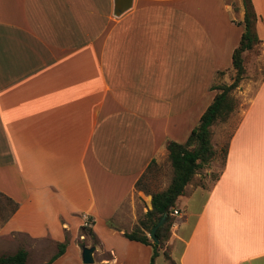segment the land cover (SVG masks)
<instances>
[{"label":"crops","instance_id":"obj_1","mask_svg":"<svg viewBox=\"0 0 264 264\" xmlns=\"http://www.w3.org/2000/svg\"><path fill=\"white\" fill-rule=\"evenodd\" d=\"M251 1L262 78L218 179L176 200L172 264H264V0ZM242 17L226 0H133L117 17L112 0H0V196L18 203L0 237L52 264L88 246L85 215L92 263L149 264L124 232L170 181L151 184L166 141L184 142L229 80Z\"/></svg>","mask_w":264,"mask_h":264},{"label":"trees","instance_id":"obj_2","mask_svg":"<svg viewBox=\"0 0 264 264\" xmlns=\"http://www.w3.org/2000/svg\"><path fill=\"white\" fill-rule=\"evenodd\" d=\"M243 9V17L237 24L242 27V32L237 46L231 54L232 80L229 84H212L211 88L216 89L212 101L200 115L197 124L190 131L184 142L167 140V159L172 167V174L168 185L160 190L151 193V208L137 218V223L131 231L124 232V236L132 241H138L150 245L152 253L149 264H155V258L159 251H163L165 258L170 259L167 252V240L169 238L170 227L175 221L173 209L176 207L178 196L185 193L186 185L192 181L197 169L207 164L216 154L212 144L213 126L219 122H224L235 106V100L231 92L244 78L247 64L252 53L261 54V39L256 32L257 14L253 8L251 0H240ZM235 11L240 7L231 4ZM218 74H223L219 71ZM223 164L227 154V143L222 148ZM219 175L215 177L217 180ZM136 187H140V180L136 181ZM13 211L18 207V203L13 202ZM166 214V219L158 226L155 237L158 242H154L148 233L157 222L158 218ZM88 233H92L88 228ZM166 245V246H165ZM65 244H58V251L49 259L53 261L64 251ZM0 264H29L28 252L23 247H18L11 254H0Z\"/></svg>","mask_w":264,"mask_h":264},{"label":"rangeland","instance_id":"obj_3","mask_svg":"<svg viewBox=\"0 0 264 264\" xmlns=\"http://www.w3.org/2000/svg\"><path fill=\"white\" fill-rule=\"evenodd\" d=\"M228 3L236 4L240 7V10H242L241 7V1L240 0H226ZM263 73V65H262V59L260 54L252 53L250 56V60L247 64V70L244 78L239 82L238 86L232 90L231 94L234 97L235 100V106L228 118L224 122H219L213 126V135H212V144L214 146V149L216 151L215 156L205 165H203L201 168L197 169L193 179L188 184H191L193 187L196 185H199L203 187L204 189H209L211 185L215 181V177L220 174L222 167H223V151L222 148L224 145L228 142V139L236 126L242 111L247 106L249 99L254 94L257 85L259 81L262 78ZM220 75V74H219ZM233 72L229 74V80H218V82H215L216 84L219 83H225L229 84L232 80ZM168 160V159H167ZM169 162V161H168ZM172 174V167L170 163H163L160 166V169L155 172L151 176V184L153 185L156 181H164L167 182L170 180ZM162 184L160 183L158 186H155L157 189ZM13 212V203L11 202L10 198L0 196V227L2 226L3 222L11 213ZM175 217L176 215L173 214ZM172 226V225H171ZM87 230L89 226L82 227L79 226V233L81 235H78L77 238V244L82 245L83 243L88 244V246L95 245L97 243L96 239L93 236L87 235L83 229ZM89 234V233H88ZM149 236V235H148ZM170 236V232H169ZM16 242L12 241L11 238L5 239V237H0V253H10L13 252L16 247L24 240V237L21 235H15ZM110 239V238H109ZM108 238L103 237L102 246L108 247L109 245H115L119 248V243L117 241L109 240ZM169 239V238H168ZM82 242V244L80 243ZM45 244V243H42ZM167 244V242H166ZM105 245V246H104ZM168 245V244H167ZM87 246V245H85ZM166 246V245H165ZM22 247V246H20ZM169 245L167 246V248ZM54 249L56 247L54 246ZM101 251V248H97V252ZM68 254L63 261H55L52 264H83L81 262V256L79 251H77L73 246L70 247L67 250ZM167 252L170 254V247L167 249ZM99 253H97L98 255ZM46 255H42L39 253L35 254V252L31 253V260L32 262L36 264H40L37 261L42 262L46 259ZM63 262V263H62ZM29 263H31L29 261ZM91 264H100L99 259H96L94 263ZM155 264H172L170 259L165 258L163 251H159L158 256L155 258Z\"/></svg>","mask_w":264,"mask_h":264},{"label":"water","instance_id":"obj_4","mask_svg":"<svg viewBox=\"0 0 264 264\" xmlns=\"http://www.w3.org/2000/svg\"><path fill=\"white\" fill-rule=\"evenodd\" d=\"M133 0H112V15L113 16H120L126 10H128L132 6ZM166 219V214L161 215L155 225L152 227L151 231L148 233L149 237L154 241L158 242L155 237V231L163 224ZM95 250V246H85L83 245L81 248V260L84 264H91L94 261L93 258V251Z\"/></svg>","mask_w":264,"mask_h":264},{"label":"built area","instance_id":"obj_5","mask_svg":"<svg viewBox=\"0 0 264 264\" xmlns=\"http://www.w3.org/2000/svg\"><path fill=\"white\" fill-rule=\"evenodd\" d=\"M173 214H175V215L178 214V210L176 208L173 209ZM82 220H83L82 224H83L84 227L85 226H89L90 222H89L88 218L85 215L82 216Z\"/></svg>","mask_w":264,"mask_h":264}]
</instances>
